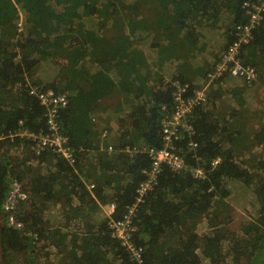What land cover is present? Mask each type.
I'll use <instances>...</instances> for the list:
<instances>
[{"label":"trees","instance_id":"obj_1","mask_svg":"<svg viewBox=\"0 0 264 264\" xmlns=\"http://www.w3.org/2000/svg\"><path fill=\"white\" fill-rule=\"evenodd\" d=\"M68 1L0 0V264H136L110 229L111 219L122 220L134 206L143 264H264V149L257 150L264 147V122L253 125L264 111V17L241 50L257 79L248 85L226 75L212 83L184 121L194 135L183 123L177 127L185 169L161 166L157 185L138 202L152 165L148 150L165 147L163 121L181 104L177 85L187 87L185 99L200 91L192 77L212 73L237 39L238 26L248 23L246 0H88L85 42L74 40L63 21ZM140 11L147 12L150 36L127 32ZM106 28L121 32L106 35ZM57 39L65 43L60 48L53 46ZM74 42L82 49L75 51ZM146 53H153L152 63ZM204 53L212 58L205 68L197 60ZM99 77L114 89L94 83ZM49 91L67 97L59 121L74 163L52 149L37 154L34 137L48 130L39 93ZM223 101L228 115L216 118ZM243 135L254 142H238ZM198 168L201 179L194 177ZM15 188L26 199L8 211ZM110 205L114 213L103 215ZM234 208L254 222L232 230ZM69 237L73 246L62 249ZM44 241L43 250L56 249L40 263Z\"/></svg>","mask_w":264,"mask_h":264},{"label":"built area","instance_id":"obj_2","mask_svg":"<svg viewBox=\"0 0 264 264\" xmlns=\"http://www.w3.org/2000/svg\"><path fill=\"white\" fill-rule=\"evenodd\" d=\"M242 9L245 13L248 23L240 25L237 28V39L232 41L228 48L222 53L221 60L216 63L213 68V72L208 74V79L217 81L224 76H232L246 82L251 85L253 81L257 79V69L252 66L245 67L241 60L242 45L249 43L252 37V31L257 26H260L264 17V0H246L243 3ZM209 86L205 89L196 92L194 96H188L185 99V93H187V87L177 85V92L175 93L176 100H179L181 104L178 106L176 113L163 121L165 135V147L156 150H148L151 157L152 165L150 168L144 171L147 179L143 181L138 188V202L143 201V197L146 196L157 185L158 173L161 166H169L175 173H180L185 169V160L178 154L175 148V142L180 136L176 135L177 127L179 125L187 128L191 135H194L193 128L184 124L188 115L192 110L206 101L208 96ZM184 98V99H183ZM39 99L43 106L48 110L47 114V133H41L39 136L34 137L37 154L43 149H52L61 158L66 159L70 163H74L73 151L69 144V138L63 134L62 127L59 121L60 109L68 106V100L66 95L57 96L53 91L47 93H39ZM107 136V132L103 134V138ZM175 137V139H174ZM192 149L197 148V143L191 142ZM109 152L114 151V146H108ZM130 150V148H126ZM196 152V151H195ZM221 159L217 158L213 161L212 166L219 165ZM204 176V171L201 168L194 170V177L201 179ZM15 191L11 194L9 202L5 208L9 211L13 208L14 202L17 198L20 200L26 199V195L20 191L19 188H15ZM112 213L115 211V206H111ZM136 212V207H132L129 212L124 216L122 220L110 221V229L112 230V236L120 241L121 245L127 251L130 260L136 264H143L144 261V248L135 242V236L138 232V227L134 224L133 218ZM112 213L110 215H112ZM12 224H16L15 219L10 218ZM21 227V224H16Z\"/></svg>","mask_w":264,"mask_h":264},{"label":"rangeland","instance_id":"obj_3","mask_svg":"<svg viewBox=\"0 0 264 264\" xmlns=\"http://www.w3.org/2000/svg\"><path fill=\"white\" fill-rule=\"evenodd\" d=\"M86 2H88V0H69L67 2V5H69V6H67V9L64 11V15H63V21H65V23L68 26H70V28L72 29V31L70 32V36L73 37L74 40L79 39L80 41H84V42H85V39H86L87 35L86 36L83 35L82 17L87 16V13L83 10L86 7ZM39 5H40V8H42V6L45 5V3L40 2ZM79 5H81L82 7L78 9ZM47 8H48L49 11L51 10L49 7H47ZM0 12L2 14H4V6L3 5H0ZM144 14H145L144 11H140L138 14H135V17H136L135 19L140 20V21L136 22L135 19L133 20V22L131 24V28L129 27V30L127 31L129 34L135 33L133 27H134V23H137L135 28L140 30L139 31L140 36L143 35L142 31L143 30L145 31V27H144V19H145V17H144ZM79 17H81V18H79ZM101 28L104 29V26H101ZM222 28H225V26L222 25ZM126 29H128V28H126ZM104 32L111 36V35H116L119 32V30H118L117 33H116V31L109 30V29L104 30ZM140 36L138 38H140ZM224 36H225V33H224L223 36L219 37L220 43H224ZM64 44H65L64 41L57 39L56 42H54L53 46H56V47L60 48ZM74 44H75V48H74L75 51H78V50L82 49V47L80 45H78L77 43L74 42ZM143 47H145V46H143ZM214 53H216V52H214ZM146 54L148 56L147 57L145 56L144 59L147 58L148 61H150L149 63H152L153 61H151V59L149 57H153V53H149V54L146 53ZM204 58H210V56L209 57H204ZM216 63L217 62H213V64H214L213 67L216 65ZM206 79H207V83L205 81L206 85L204 84V86L206 87V86L210 85L209 89H208V91L210 92L212 90V86H213L212 83H211L212 81H210L208 79L207 75L204 76L203 80H206ZM94 83H98L101 86H105L104 83L101 84L100 80L96 81L94 79ZM111 89H113V88H111ZM200 89H201V87H200ZM102 90H103V88L101 87V91ZM94 92L96 93V92H99V91L95 90ZM92 95H94V94L92 93ZM88 96L89 95H86V94L83 95L82 96V100L89 102L91 99H89ZM105 101H103V102H105ZM98 104H99V102H98V100H96V101L92 102L91 106L92 107H96V106H98ZM260 104H261V102L259 101V105ZM227 115H228V104L223 101V102H221L220 108L215 111L214 116L216 118H220V119L224 118L225 119ZM255 116H256V121L253 123V125L254 126H258V127L262 126V124L264 122V111H262V110L261 111H257ZM105 132H107V135H108V131L106 130V131H104V133ZM139 133H137V134H139ZM106 137H108V136H106ZM102 138H103V135H102ZM105 138H103V139H105ZM239 139H240V141H239ZM251 140H252V137H251ZM251 140H250V137L248 135H243V136H241V137H239L237 139V141L240 142V143H248V141H249V143H251ZM252 142H254V140H252ZM262 149H264V147L258 145L257 150L261 151ZM261 159L264 160V158H261ZM234 209L235 210L232 213V220H231V223H230V228L232 230H234V231L244 230V229H246L248 227V225L246 224V221L254 222L253 217L251 215L249 216L243 210H240V208H234ZM109 210L110 209H108L107 211H109ZM102 214L107 216V214H105L104 211H102ZM206 224H207V222H204V223L200 224V228H201L202 231L207 228ZM44 244H46V241H44L42 243L41 251H39V257H40L39 261H40V263H45L47 261L46 258L50 257L51 253H53V251L56 249V248L53 249L54 247H56V246L53 245L54 247L45 248L46 250H43L42 246H44V247L48 246V245H44ZM73 244H74L73 237H72L71 240H70V237H69L68 239H66L65 241H63L61 243L60 247L62 249L67 250L71 246H73Z\"/></svg>","mask_w":264,"mask_h":264},{"label":"crops","instance_id":"obj_4","mask_svg":"<svg viewBox=\"0 0 264 264\" xmlns=\"http://www.w3.org/2000/svg\"><path fill=\"white\" fill-rule=\"evenodd\" d=\"M146 13L147 12H145V19H144V27H145V32L144 33H146V35L147 36H150L149 35V28H150V24H149V22L147 21V15H146ZM138 14V13H137ZM136 18V17H135ZM136 20V22H139L140 20H137V19H135ZM136 24L137 23H134V27H133V29H134V32L136 33V34H138V35H140L139 34V31L140 30H138L137 28H135L136 27ZM107 29V28H106ZM144 31V30H143ZM121 32V31H120ZM119 32V33H120ZM106 35H109V34H107V33H105ZM139 37V36H138ZM137 37V38H138ZM218 51H216V53H217ZM146 57L148 56L147 54L145 55ZM204 57H209V54L208 53H204V54H202L201 56H199L198 58H197V60L198 61H200L201 63H203V65H204V68H205V66L207 65V64H205L206 62H212V58H204ZM202 65V66H203ZM169 66H172V65H169ZM201 66V67H202ZM200 67V68H201ZM202 72V73H201ZM205 73H206V71H198V73H197V76H195L194 77V79H193V77H192V81H194L195 83H197L200 87H201V89H200V91L201 90H203V89H205L206 87L204 86V84H205V81H206V83H207V79L206 80H203V78H204V76H205ZM165 76H167V75H165ZM99 80H100V82H101V84L102 83H104L105 84V86H102V87H106V88H109V89H111V88H113L114 89V85L113 84H108L107 83V81L105 80V79H103V78H100L99 77ZM203 84V85H202ZM206 85V84H205ZM113 98V97H112ZM104 118V117H103ZM84 134H85V132H84ZM86 139V137L82 140V141H84ZM111 206L112 205H110V206H104L103 207V210L102 211H104V213L105 214H107V215H110L111 213H112V209H111ZM108 209H110L109 211H107Z\"/></svg>","mask_w":264,"mask_h":264},{"label":"clouds","instance_id":"obj_5","mask_svg":"<svg viewBox=\"0 0 264 264\" xmlns=\"http://www.w3.org/2000/svg\"><path fill=\"white\" fill-rule=\"evenodd\" d=\"M113 213H114V212H113ZM113 213H112V214H113ZM107 216H109V217H110L111 215H107Z\"/></svg>","mask_w":264,"mask_h":264}]
</instances>
